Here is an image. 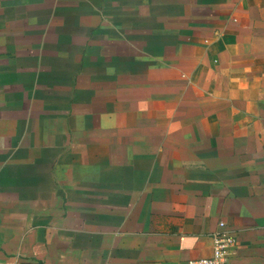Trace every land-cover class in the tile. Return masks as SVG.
Wrapping results in <instances>:
<instances>
[{"label":"crops","instance_id":"0c3cea01","mask_svg":"<svg viewBox=\"0 0 264 264\" xmlns=\"http://www.w3.org/2000/svg\"><path fill=\"white\" fill-rule=\"evenodd\" d=\"M220 232L264 264V0H0V264H189Z\"/></svg>","mask_w":264,"mask_h":264},{"label":"built area","instance_id":"2783aa9c","mask_svg":"<svg viewBox=\"0 0 264 264\" xmlns=\"http://www.w3.org/2000/svg\"><path fill=\"white\" fill-rule=\"evenodd\" d=\"M218 227H222V224L219 223ZM210 239V255L189 264H228L229 256L235 243L233 235L227 232H220L210 236Z\"/></svg>","mask_w":264,"mask_h":264},{"label":"rangeland","instance_id":"374dc122","mask_svg":"<svg viewBox=\"0 0 264 264\" xmlns=\"http://www.w3.org/2000/svg\"><path fill=\"white\" fill-rule=\"evenodd\" d=\"M200 29H202V28H200Z\"/></svg>","mask_w":264,"mask_h":264}]
</instances>
